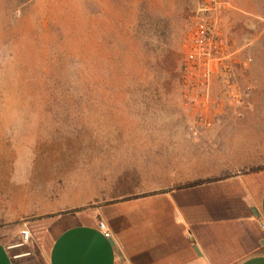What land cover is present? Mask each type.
Here are the masks:
<instances>
[{
    "label": "rangeland",
    "instance_id": "obj_1",
    "mask_svg": "<svg viewBox=\"0 0 264 264\" xmlns=\"http://www.w3.org/2000/svg\"><path fill=\"white\" fill-rule=\"evenodd\" d=\"M228 1L226 55L195 106L197 0H0L1 243L57 212L72 165L109 180L100 203L264 170V0Z\"/></svg>",
    "mask_w": 264,
    "mask_h": 264
},
{
    "label": "crops",
    "instance_id": "obj_2",
    "mask_svg": "<svg viewBox=\"0 0 264 264\" xmlns=\"http://www.w3.org/2000/svg\"><path fill=\"white\" fill-rule=\"evenodd\" d=\"M70 168L49 206L57 212L27 227L34 251L0 242V264H28L34 254L40 260L32 264H226L232 258L264 264V170L192 187L180 180L150 191L123 190L138 196L100 203L109 180L95 177L87 163Z\"/></svg>",
    "mask_w": 264,
    "mask_h": 264
},
{
    "label": "built area",
    "instance_id": "obj_3",
    "mask_svg": "<svg viewBox=\"0 0 264 264\" xmlns=\"http://www.w3.org/2000/svg\"><path fill=\"white\" fill-rule=\"evenodd\" d=\"M230 6L228 0H197L196 16L191 26L190 36L186 42L184 60V80L187 88L186 98L192 105H198L206 99L209 92L213 65L221 61L226 53L227 44L223 36L224 17ZM264 230V223L260 222ZM99 228L110 238L112 233L103 220L99 221ZM21 246L32 239L28 228L19 231ZM187 237L194 239L190 230Z\"/></svg>",
    "mask_w": 264,
    "mask_h": 264
},
{
    "label": "trees",
    "instance_id": "obj_4",
    "mask_svg": "<svg viewBox=\"0 0 264 264\" xmlns=\"http://www.w3.org/2000/svg\"><path fill=\"white\" fill-rule=\"evenodd\" d=\"M261 171V170H259ZM259 171H255L253 173H256V172H259ZM252 174V173H250ZM252 178L255 177V176H251ZM252 178H248L249 181L252 180ZM254 179V178H253ZM218 180H221L219 178H214V179H203V180H197V181H194L192 183H189V184H186V186L188 187H192V186H197V185H202V184H206V183H210V182H214V181H218Z\"/></svg>",
    "mask_w": 264,
    "mask_h": 264
},
{
    "label": "water",
    "instance_id": "obj_5",
    "mask_svg": "<svg viewBox=\"0 0 264 264\" xmlns=\"http://www.w3.org/2000/svg\"><path fill=\"white\" fill-rule=\"evenodd\" d=\"M253 211H254V213L257 215V211H256V209H253Z\"/></svg>",
    "mask_w": 264,
    "mask_h": 264
}]
</instances>
